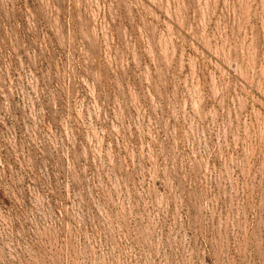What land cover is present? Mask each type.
Here are the masks:
<instances>
[{
    "label": "rangeland",
    "instance_id": "1",
    "mask_svg": "<svg viewBox=\"0 0 264 264\" xmlns=\"http://www.w3.org/2000/svg\"><path fill=\"white\" fill-rule=\"evenodd\" d=\"M0 264H264V0H0Z\"/></svg>",
    "mask_w": 264,
    "mask_h": 264
}]
</instances>
